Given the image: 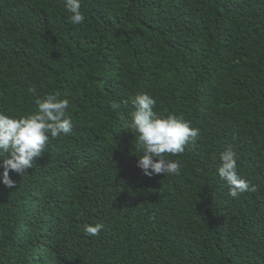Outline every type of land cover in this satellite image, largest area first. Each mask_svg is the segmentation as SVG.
<instances>
[{
  "label": "trees",
  "instance_id": "trees-1",
  "mask_svg": "<svg viewBox=\"0 0 264 264\" xmlns=\"http://www.w3.org/2000/svg\"><path fill=\"white\" fill-rule=\"evenodd\" d=\"M81 8L74 26L63 0H0V110L19 117L58 92L74 123L0 184V264H264V0ZM141 92L200 129L169 157L180 176L136 166L132 109L109 102ZM229 145L257 192L229 196L216 174Z\"/></svg>",
  "mask_w": 264,
  "mask_h": 264
},
{
  "label": "clouds",
  "instance_id": "clouds-1",
  "mask_svg": "<svg viewBox=\"0 0 264 264\" xmlns=\"http://www.w3.org/2000/svg\"><path fill=\"white\" fill-rule=\"evenodd\" d=\"M68 14V22L82 25L86 14L82 11V0H63ZM34 95L35 88L29 89ZM35 110L19 117L0 110V184L13 188L14 181L9 172L27 175V170L34 167L35 159L41 157L52 139L70 134L74 123L68 112L70 102L61 98L58 92L36 96ZM157 101L147 92H141L127 100L109 102V107L118 115L122 106H130V123L127 127L136 133L134 151L139 153L137 167L145 176L156 174L180 176L184 168L181 159H170L184 153L185 147L194 144L200 136V129L193 127L183 116L158 113ZM123 120V117H121ZM221 163L216 169L220 180L226 182L228 194L238 198L243 193H255L256 185L245 180L238 171V160L232 146H228L219 157ZM104 225L84 223L85 235L95 237Z\"/></svg>",
  "mask_w": 264,
  "mask_h": 264
}]
</instances>
